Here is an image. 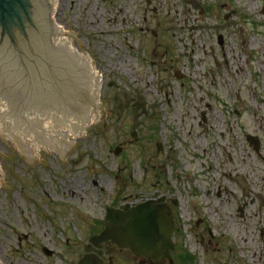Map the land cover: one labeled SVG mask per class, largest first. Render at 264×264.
Returning a JSON list of instances; mask_svg holds the SVG:
<instances>
[{
	"label": "rangeland",
	"instance_id": "rangeland-1",
	"mask_svg": "<svg viewBox=\"0 0 264 264\" xmlns=\"http://www.w3.org/2000/svg\"><path fill=\"white\" fill-rule=\"evenodd\" d=\"M52 18L111 101L67 161L0 135V262L264 264V0H59ZM128 93L146 112L125 137ZM153 199L170 208V258L85 250L107 208Z\"/></svg>",
	"mask_w": 264,
	"mask_h": 264
},
{
	"label": "water",
	"instance_id": "water-1",
	"mask_svg": "<svg viewBox=\"0 0 264 264\" xmlns=\"http://www.w3.org/2000/svg\"><path fill=\"white\" fill-rule=\"evenodd\" d=\"M54 2L0 0V117L4 134H11L12 140L34 134L36 143L63 145L67 161L74 146L65 143V132L57 143L42 122L53 117L54 128L68 123L80 132L105 117L104 105L111 99L99 106L98 78L90 74L89 61L70 52L68 41L55 44L64 27L56 29L53 23ZM140 109L146 112L143 102L137 104V112ZM133 137L137 140V133ZM255 148L259 150L258 143ZM169 209L151 203L125 207V212L108 209L106 229L85 250L111 241L149 262L170 258L174 230Z\"/></svg>",
	"mask_w": 264,
	"mask_h": 264
},
{
	"label": "bare ground",
	"instance_id": "bare-ground-1",
	"mask_svg": "<svg viewBox=\"0 0 264 264\" xmlns=\"http://www.w3.org/2000/svg\"><path fill=\"white\" fill-rule=\"evenodd\" d=\"M58 1L59 0H55V2H54V13H53L54 15H55L56 5H57ZM55 27H56V29L62 28V26L58 25L57 23L55 24ZM71 34L72 33L68 32L67 30H65L63 28L59 37L58 38L55 37L54 42L56 45H59L61 43L68 41L70 52H72L78 56H81V57H83L89 61L90 74L93 76H96L98 78L97 79V86L99 88V98L101 99L102 92L104 89L103 88L104 77H101V75H99L97 68L93 64L92 58L89 57L88 55L83 54L80 50H78L77 48H75L73 46L72 41H71ZM101 105H102V99H101L99 106H101ZM99 122H100V118L94 120L92 122V124L85 127L80 132L74 131V125L68 124V123L62 125V128H54V118L53 117L43 121L42 124H44L45 126L50 128V135H55L53 137V139L57 143H60L61 141H63V132H65V143L71 144L70 138L75 139L76 136L83 135L84 133H86L88 131V129H90L93 125L98 124ZM0 135L8 136L12 142L16 143L20 147L21 150H24L25 152H28L29 154H31V157H34V155H32V151H36V153H38V152H40L41 148H45L48 150H55L57 152H61V148L63 146V145H61V146L57 147V146H52V145H47V144L36 143V142H34V134H30V135L19 134L18 141L12 140L11 134H4V121L2 120L1 117H0ZM0 173H2L1 164H0ZM228 175L232 176L231 173H229ZM1 182H2V179H0V183Z\"/></svg>",
	"mask_w": 264,
	"mask_h": 264
},
{
	"label": "flooded vegetation",
	"instance_id": "flooded-vegetation-1",
	"mask_svg": "<svg viewBox=\"0 0 264 264\" xmlns=\"http://www.w3.org/2000/svg\"><path fill=\"white\" fill-rule=\"evenodd\" d=\"M122 90L121 89H119L118 88V92L116 91V98L119 100V99H121L120 98V96H121V94L122 93H124V92H122ZM119 93H121L120 94V96H119ZM129 94V93H128ZM129 96V98H130V101H132L131 103H128L127 102V100L125 101L126 103H124L125 104V111H123L124 109H122L121 111H122V113L123 114H125V117L126 118H124V119H122V117H121V115L119 116L120 118H119V120H124V128H125V130H121V129H119V130H121L120 132V134H122L123 136H125V137H127L128 135H129V132H128V130H129V128H130V123H129V118H130V116H132L134 113H136L137 114V109H135L134 107H135V105H136V103L134 102V98L132 97V96H130V94L128 95ZM136 110V111H135ZM122 122H120V124H121ZM150 175H149V171L146 169L145 170V172H144V179L145 180H147L148 179V177H149ZM164 184V183H163ZM151 202V204L152 205H157L158 203V200H156V199H153L152 201H150ZM158 206V205H157ZM121 208V207H120ZM121 210H123L124 212H125V210L124 209H121ZM111 242V241H110ZM105 243L104 245H103V247H102V249H101V251H103L104 253H107L106 251H105V248H109V247H111L112 249H113V252L114 253H116L118 250H117V248H115V246H113L111 243ZM110 248V249H111ZM112 252V253H113ZM119 252V251H118Z\"/></svg>",
	"mask_w": 264,
	"mask_h": 264
}]
</instances>
